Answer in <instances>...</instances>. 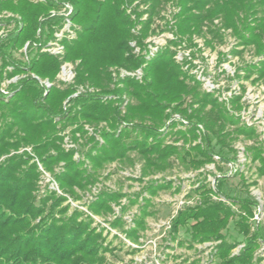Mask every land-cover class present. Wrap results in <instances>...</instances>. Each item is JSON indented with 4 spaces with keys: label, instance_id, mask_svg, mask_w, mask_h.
Returning a JSON list of instances; mask_svg holds the SVG:
<instances>
[{
    "label": "trees",
    "instance_id": "1",
    "mask_svg": "<svg viewBox=\"0 0 264 264\" xmlns=\"http://www.w3.org/2000/svg\"><path fill=\"white\" fill-rule=\"evenodd\" d=\"M62 3L72 6L70 20L80 28L74 40L64 42L63 57L41 52L24 61L13 57L12 52L25 44L27 48L36 42L44 45L52 38L62 18L51 17L49 12L58 10ZM169 3L176 7L170 20L173 24L163 29L175 37L170 44L176 45L181 39L191 44L194 36L213 49L224 41L221 31L229 30L242 48L233 53L242 57L251 50L252 55L262 58L256 65L246 63L237 68L236 76L239 71L247 72L246 77L255 72V81H264V0H0V14L7 11L20 20L0 38V84L19 77L8 84L5 93L0 89V157L28 146L49 172L62 162L63 170L53 173L54 180L75 200L80 198L76 190L84 192L93 186L106 165H133L130 153L141 162L139 180L165 173L172 166V158L192 171L214 164V156L229 163L235 160L232 142L239 136L255 141L254 127L240 122L213 93L202 90L200 82L174 61L168 46L148 60L144 54H132L129 42L136 40L143 50L144 39L154 31L157 19L164 20L161 13ZM128 8L135 21L126 13ZM143 15L145 19H141ZM8 20L7 24L14 21ZM136 24L140 26L137 36L131 33ZM62 61L78 64L71 84L56 85ZM112 68L128 72L141 68V81L131 76L113 77ZM39 80L51 83L45 94ZM78 87L94 91L86 89L71 97ZM241 100L242 94H238L230 102L239 110ZM174 115L187 125L173 119ZM100 124H105L99 129L101 144L84 128L97 129ZM66 128L72 141L85 148L80 160L73 159L74 150L62 147L64 136L60 133ZM224 150L232 153L231 159L223 157ZM244 153L257 164L256 175L264 176L261 145L254 143ZM38 178L37 167L26 153L0 162V264H104L105 254L112 249L110 241L105 244L103 231H97L82 212H69L66 199L55 192L47 191L37 200ZM223 182L222 175L214 178V189L206 177L197 183L193 192L198 202L178 210L170 223V238L175 239L184 229L188 239L177 244L187 242L191 248L209 240L220 241L216 247L218 264H258L255 252L263 239L260 228L251 230L249 222L255 201L250 197L228 198L222 191ZM170 185L169 181L151 179L129 197L121 191H101L88 204V210L102 218L113 216L107 222L115 229L136 205L138 213L123 232L127 239L137 242L147 228L146 217L154 215L151 199ZM212 196L237 204L239 213L221 200H212ZM123 198L126 203H121ZM113 207H119L116 216ZM232 219L242 236L240 242L228 241L223 233ZM239 244L242 248L232 256L231 251Z\"/></svg>",
    "mask_w": 264,
    "mask_h": 264
},
{
    "label": "rangeland",
    "instance_id": "2",
    "mask_svg": "<svg viewBox=\"0 0 264 264\" xmlns=\"http://www.w3.org/2000/svg\"><path fill=\"white\" fill-rule=\"evenodd\" d=\"M173 7H175V5L172 3L166 5L161 13V15L164 16V20L157 19L154 23L153 27L156 30L154 29V31L149 33V35L144 39L143 43L145 48L143 50L140 49V54H142L143 51H147V44H149V42H155L156 46L159 47L156 52L168 46L174 52V55L176 53V59L179 62L184 60L186 57L185 55L190 52L193 64L196 65L193 71H196V75L197 77H200V80H203V82L199 81L202 90L213 93L218 102L223 103L229 114L239 118L240 122L244 124L248 123V125H250L249 127H254L255 129V133L257 135L255 141L244 139L242 136H239L232 142V149L237 152L235 160H232V162L229 163L219 160L218 157H214V164L212 163L206 165L198 171H192L187 170L185 166L180 165L174 158H172V166L168 171L139 180L141 162H139L137 155L130 153V158L133 159V165L118 163L106 165L105 169L101 172L98 181L93 186L84 192L76 190L77 194L80 196L77 200L71 198L68 194L63 193L58 188V185L54 180L53 173L57 174L63 170L62 162L53 168V172H49L42 166L38 157L28 146L21 147L16 151H10L7 155L1 156L0 162L12 155H21L23 153L28 154L31 157V162L35 163L39 173L37 190L35 191L36 199L39 200V198L44 196L47 191L55 192L56 195L62 196L66 199L65 204L69 205V212L76 209L82 212L84 216L89 217L92 220V226L95 227L97 231H103V236L106 237L105 244H107L108 241L111 242L109 248L112 250L105 254L106 259L104 264H218L216 247L220 242L219 240H209L197 243L191 248L188 247L187 242L183 243V245L177 244L176 241H187L188 234L184 229H181L176 238L171 240L170 217L174 209V204L179 201H190L188 204L189 206H193L198 202L197 194L193 192V189L197 186V183H201L203 181L204 177H206L207 183L212 188L211 184L212 181H214V178L221 177L223 175L224 182L222 191L224 195L234 200L250 197L255 201L253 212L258 206L261 208L263 216L258 227L260 228L263 240L260 242V247L255 253L256 257L260 259L258 264H264V176L258 177L256 175L255 166L257 164H252L244 153V149L246 147L255 143L261 145L263 150L262 155L264 157V81H255V72H253L249 77H246L247 72L244 73V71H239V77L236 76L237 68L246 63L256 65L262 58L260 56L252 55L251 50H246L242 57L233 53V51H238L242 48L238 47L235 39L230 35L229 30L221 31L224 35V41L222 44L216 43L215 48L213 49L206 47L203 44L204 42L202 38L194 36L192 37L191 44L187 42L185 43V39H181L176 42V45L170 44V41L174 40L175 37L171 31H165L163 29L173 24L169 23L170 17L174 11ZM140 10L138 9V12ZM127 14L132 20H136L135 14L132 12ZM1 19L4 20V22H0V38L4 37L9 31L15 29V27L20 23L17 15L7 11L1 12L0 20ZM8 19H14V21L7 24L9 21ZM141 19H145L144 16H141ZM139 32L140 26L138 24L131 28V33L133 35L137 36ZM133 41L136 44V40L134 39L130 42ZM183 42L185 43V48L180 44ZM38 45L39 43L36 42L33 43L30 48H27L25 44L21 49L12 52V55L20 61L30 59L35 54L40 53ZM136 46L138 45L136 44ZM179 46L181 48H179ZM132 54H134V52H132ZM62 62L70 63L74 67V71L76 65L78 64V61ZM193 64L190 62L191 66H193ZM6 70L9 71L10 68H7ZM120 70L123 69H117V71H115L114 68H112L111 72H113V77L116 75L119 77H125L121 76ZM18 78L19 77H14L9 80L4 79L0 84L1 91L5 93L4 89L8 86V84L16 82ZM55 84L60 85L57 80L55 81ZM47 89L44 88V94ZM86 89L88 91L93 90L91 88L78 87L77 91L71 97L77 96ZM229 93H235L237 95L242 94V104H240L241 108L239 110L235 109L231 105V97L227 102L223 100V97H228ZM123 107L124 106L122 105L121 108ZM87 127L88 126L86 125L84 128L88 134L94 135L95 140L101 144L102 139L99 135V129L104 128L105 124H100L97 129L90 127L87 129ZM69 130V128H66L60 133L64 136L62 147L65 150H74L73 159L80 160L82 159V153L85 152V148L78 146L72 141ZM95 130H97L96 134H94ZM171 140V137L167 138L168 143H170ZM177 145H180V143ZM214 150L217 152L219 148L215 146ZM222 155L225 159H231L232 157V153H228L226 150L223 151ZM240 175H243V178H240ZM151 179L159 180V182L169 181L171 185L168 188L160 190L158 194L151 199L150 210L154 212V215L146 217L147 228L144 232H141L137 242H132L127 239L123 232V230L132 225V219L138 213L136 205L130 208L122 216V226L115 229L107 222L108 220L111 221L114 218L113 216L108 215L107 217L102 218L101 216L94 215L88 210V204L101 191H121L126 195V197H129L135 193H139L143 185ZM242 179H245L244 182ZM212 200H221L236 214L239 213L238 205L235 203L225 201L224 198L217 196H212ZM121 203H126V199L123 198ZM113 209L115 213L114 215H118L119 207H113ZM252 218L253 215L249 220L250 227L253 224H251ZM234 221V219L230 221L227 229L224 230L223 233L228 241L234 240L240 242L242 240V236L238 234ZM240 245L243 246V244H239L231 251L232 256L238 254L242 248L238 249Z\"/></svg>",
    "mask_w": 264,
    "mask_h": 264
},
{
    "label": "built area",
    "instance_id": "3",
    "mask_svg": "<svg viewBox=\"0 0 264 264\" xmlns=\"http://www.w3.org/2000/svg\"><path fill=\"white\" fill-rule=\"evenodd\" d=\"M31 1H33L34 3H44L46 0H31ZM173 9H174V11H173V13H174L176 11V8L173 7ZM126 12L127 13L131 12V9L128 8L126 10ZM71 13H72V6L69 3H62V4H60L59 10H51L49 12L51 17L60 16L62 18V21H61V25L54 31L52 38L46 44H44V45L39 44L38 45L41 53H47V54L52 55L54 57H57L59 59H61L63 57L64 51H65L64 42H70V41L74 40L76 38L77 31L79 30V28L75 24H73L70 20ZM143 16H144V18H146V15H143ZM170 20H171V17H170ZM169 23H170V21H169ZM180 44L183 45V47L185 45L184 42L180 43ZM26 47H27V44H26ZM130 47L132 48V52H134V54H140L141 53L140 47L136 46L134 41L130 42ZM157 47L158 46H156L155 42H153V43L149 42V44H147V51L142 52V54L145 55L146 60L150 59L151 57H153L155 55V52L159 49V47L158 48ZM179 48H181V47L179 46ZM185 56H186L184 58L185 61L182 60L183 62L182 61L179 62L176 59V53H175L174 59L181 66V68L184 72H188L190 75H193L196 80L203 82V80H200V77H197L196 71H193V69L196 67V65L193 64V60L190 56V52H189V54H186ZM190 62L193 64V66L190 65ZM120 72H121V76H131V77H134L137 80L141 81V78H142L141 68L136 69L133 72H128L125 70H120ZM74 76H75L74 67L68 62H62V64L60 65V68H59V72L56 76L57 81L59 83H62V84H69V83L73 82ZM39 81L45 89L50 88L51 83H49L48 81H46V80H43V81L39 80ZM233 95H237V94L229 93L228 97H223V100H225L227 102L228 99L230 97H232ZM173 119L180 120L183 126L187 125L186 121L180 119L179 116H177V115H174ZM245 124L247 126H250V125H248V123H245ZM87 129H89V128L87 127ZM214 157H216V156H214ZM211 186H212V188H214V181H212ZM189 202L190 201L185 200V201H179L178 203L174 204V209H173L172 215L170 217V223H171V220L175 217L177 211L179 209H181L182 207H184V205H188ZM262 216L263 215L261 213V208L258 206L256 208V210L253 212V218L251 220V224L253 223L251 226L252 230H255L258 227ZM168 226H169V224H168ZM241 247H242V245H240L238 247V249Z\"/></svg>",
    "mask_w": 264,
    "mask_h": 264
}]
</instances>
